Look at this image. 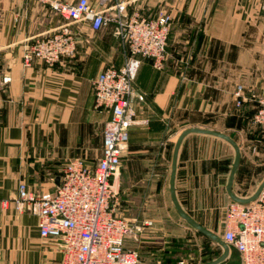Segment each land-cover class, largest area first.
Returning a JSON list of instances; mask_svg holds the SVG:
<instances>
[{
    "label": "crops",
    "instance_id": "crops-1",
    "mask_svg": "<svg viewBox=\"0 0 264 264\" xmlns=\"http://www.w3.org/2000/svg\"><path fill=\"white\" fill-rule=\"evenodd\" d=\"M116 1L127 14L154 16L166 9L172 15L163 68L144 59L135 80L132 107L138 120L148 122L131 127L122 186L119 173L112 180L125 218L137 228L127 240L148 247L146 253L140 247L141 254L164 264H206L224 249L212 248L213 257L206 259H184V234L166 235L190 225L172 199L175 145L188 128L224 133L240 148L231 191L248 198L264 181V133L253 123L258 105L245 98L238 106L236 95L239 85L245 96L264 89V0ZM65 21L37 0H0V200H13L22 182L36 193L54 191L69 160L94 165L103 153L111 113L96 106L93 80L106 67L124 63L113 25L96 31L88 22L72 23L76 54L54 66L23 60L28 44ZM235 155L230 142L203 132L188 133L178 152V202L221 237L225 208L234 200L228 184ZM38 224L27 209L0 206V264H60V240L42 237ZM240 261L229 246L218 264Z\"/></svg>",
    "mask_w": 264,
    "mask_h": 264
},
{
    "label": "built area",
    "instance_id": "built-area-1",
    "mask_svg": "<svg viewBox=\"0 0 264 264\" xmlns=\"http://www.w3.org/2000/svg\"><path fill=\"white\" fill-rule=\"evenodd\" d=\"M37 1L48 4L66 21L27 45L26 64L39 60L52 65L73 56L77 38L71 24L77 22H88L96 31L114 23L115 34L126 46V57L121 66L106 67L93 80L96 106L111 113L98 162L92 165L81 158L71 159L54 191L36 193L22 182L18 195L11 201L0 200V206L12 204L17 211L27 209L37 215L40 235L60 240V264H139V252L126 245L137 228L116 215L112 180L128 148L131 127L148 122L138 120L132 108L135 80L144 59L163 68L172 16L168 12L155 17L137 11L127 14L125 6L114 0H98L97 4L91 0ZM243 92L239 85L238 105L244 102ZM249 97L258 103L253 121L264 127V89ZM224 226L222 238L239 252L240 264H264V188L254 200L230 202Z\"/></svg>",
    "mask_w": 264,
    "mask_h": 264
},
{
    "label": "rangeland",
    "instance_id": "rangeland-1",
    "mask_svg": "<svg viewBox=\"0 0 264 264\" xmlns=\"http://www.w3.org/2000/svg\"><path fill=\"white\" fill-rule=\"evenodd\" d=\"M264 2V1H263ZM263 5V3H262ZM262 5H261V10L262 9ZM264 11V10H263ZM139 12V11H137ZM160 12H168L170 13L168 10L164 9V10H160L158 11L156 14H154V16H146L144 14H141L146 16V17H155L157 14H159ZM171 14V13H170ZM172 16V15H171ZM64 19V18H63ZM63 24V23H62ZM109 25H113L114 29H113V33L114 35L116 36V38L118 39V45L119 47L121 48V50L123 51L124 53V57H126V46L123 44V42L117 37V35L115 34V24L114 23H110L108 25H106L105 27L109 26ZM172 27V26H171ZM171 31V30H170ZM76 54V52H75ZM264 55V54H263ZM71 57V56H70ZM23 60H24V56H23ZM57 63V62H56ZM56 63L52 64L51 66H54ZM136 89V87H135ZM245 91V90H244ZM244 93V92H243ZM136 94H137V91H136ZM250 96V95H249ZM249 96H245V98H247V101H252V102H256L254 100H252ZM136 98V95L134 97V99ZM238 98V97H237ZM244 98V101L246 100ZM134 99L132 101V105H133V102H134ZM250 99V100H249ZM238 101V100H237ZM257 103V102H256ZM243 104V103H242ZM241 104V105H242ZM238 105V104H237ZM241 105H238V106H241ZM258 105V103H257ZM133 108V107H132ZM258 110V109H257ZM135 112V111H134ZM257 112V111H256ZM136 114V113H135ZM254 125L256 126V128H258L259 131H261L262 133H264V127L253 122ZM131 133V131H130ZM130 138V136H129ZM129 142V141H128ZM264 153V151H263ZM125 155L123 156V159H122V163L120 165V168H119V171H118V176H119V185L120 187L122 186V179H123V165H124V161H125V158L128 156L129 154V148H127L126 152L124 153ZM120 189H119V192L116 194V196L112 199V201L115 203V213L116 215H119V216H122V217H126L127 214L123 212V207H122V201H121V194H120ZM150 223V222H149ZM186 226V229H177V228H172L171 229V232H169L168 234H166L167 236L169 237H178L180 234H184V240L183 243H184V250L183 252H181L179 254L180 257H183L184 259L187 258L188 256L192 255L193 257H202L205 259L206 258H209V257H213V253H212V248H219L220 250H223L222 246H220L217 242H215L213 239H211L210 237L202 234L201 232H199L198 230L192 228L190 225ZM212 232H214L213 230H211ZM215 234H218L217 232H214ZM219 235V234H218ZM133 236V235H132ZM131 236V238H132ZM220 236V235H219ZM130 238V237H129ZM127 243L126 245H128L129 247H133L135 248L138 252H139V255H140V262L139 264H164L163 263V260L162 259H149L147 258L145 255L143 256V254H141V250L139 249L141 247L142 249V252L146 253L148 252L150 249L148 247H145V246H140L138 247L134 241V239H129V240H126ZM162 241H164L165 243V240L164 238H162ZM171 258V257H170ZM172 261V263L174 262V260H172V258L170 259V262ZM171 264V263H170Z\"/></svg>",
    "mask_w": 264,
    "mask_h": 264
},
{
    "label": "water",
    "instance_id": "water-1",
    "mask_svg": "<svg viewBox=\"0 0 264 264\" xmlns=\"http://www.w3.org/2000/svg\"><path fill=\"white\" fill-rule=\"evenodd\" d=\"M190 132H203V133H209V134H213L216 136H219L221 138H224L225 140H227L228 142H230L234 149H235V161H234V165L231 171V175H230V179H229V184H228V188L230 191L231 196L234 198V200L240 201V202H249L251 200H254L259 193L261 192V190L264 188V181L262 182V184L259 186L258 190L256 191V193L248 198H242L239 197L237 195H235L231 189L230 186L232 184V180L234 177V173L236 171V167L239 163L240 160V148L238 146V144L228 135L221 133V132H217L214 130H209V129H202V128H188L186 130H184L175 145V150H174V156H173V163H172V176H171V192H172V199H173V203L177 209V211L179 212L180 216L186 220L194 229L198 230L199 232H201L202 234L210 237L211 239H213L215 242H217L220 246L223 247L224 249V253L222 254V256H220L219 258L208 262L206 264H218L221 261H223L228 253H229V245L223 240V238L221 236H219L218 234H215L214 232L208 230L207 228H205L204 226H202L200 223H198L196 220H194L190 215H188L183 208L181 207L180 203L178 202V199L176 197V193H175V175H176V164H177V159H178V152H179V148L180 145L184 139V137L190 133Z\"/></svg>",
    "mask_w": 264,
    "mask_h": 264
}]
</instances>
